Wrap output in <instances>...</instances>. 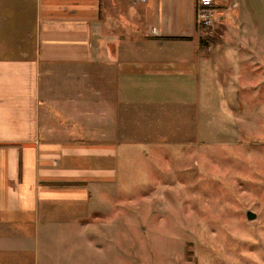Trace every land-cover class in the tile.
Instances as JSON below:
<instances>
[{
	"label": "crops",
	"instance_id": "obj_1",
	"mask_svg": "<svg viewBox=\"0 0 264 264\" xmlns=\"http://www.w3.org/2000/svg\"><path fill=\"white\" fill-rule=\"evenodd\" d=\"M230 4L241 23L239 0ZM196 6L0 0V264H57L73 231L81 229L79 237L87 227L90 205L119 198L120 160L143 170L148 141L121 144L120 127L158 128L168 106L182 120L193 107L210 108L211 85L227 88L218 81L238 59L225 53L230 44L239 42L246 55L239 73L264 77L258 40L226 32L230 40L202 48ZM121 26L141 37L121 47L114 35Z\"/></svg>",
	"mask_w": 264,
	"mask_h": 264
},
{
	"label": "rangeland",
	"instance_id": "obj_2",
	"mask_svg": "<svg viewBox=\"0 0 264 264\" xmlns=\"http://www.w3.org/2000/svg\"><path fill=\"white\" fill-rule=\"evenodd\" d=\"M220 1L213 0L206 28L214 48L219 39L230 40V32L237 41L258 40L257 52L264 50V0H239L234 11L241 23L230 0ZM131 28L111 32L121 47L141 37ZM234 44L226 52L219 47L238 59L218 81L227 88L211 85L210 108L193 107L182 120L178 108L168 106L156 118L158 128L118 129L121 144L148 141L145 162L138 163L143 170L130 171L132 164L120 160L118 202L90 205L87 227L79 237L73 234L81 229L68 231L73 239L54 255L57 264H264V86L261 74L239 73L246 55ZM96 208L104 213L95 214ZM248 211L256 219L249 220Z\"/></svg>",
	"mask_w": 264,
	"mask_h": 264
},
{
	"label": "built area",
	"instance_id": "obj_3",
	"mask_svg": "<svg viewBox=\"0 0 264 264\" xmlns=\"http://www.w3.org/2000/svg\"><path fill=\"white\" fill-rule=\"evenodd\" d=\"M135 4L144 3L147 0H126ZM213 0H197V23L200 27L208 28L210 26V17L214 13Z\"/></svg>",
	"mask_w": 264,
	"mask_h": 264
},
{
	"label": "trees",
	"instance_id": "obj_4",
	"mask_svg": "<svg viewBox=\"0 0 264 264\" xmlns=\"http://www.w3.org/2000/svg\"><path fill=\"white\" fill-rule=\"evenodd\" d=\"M199 32L201 34L200 44H201L202 48H208L210 46L209 43L210 42L212 43L213 41H211L207 38L206 33H208V32H207L206 28L199 26Z\"/></svg>",
	"mask_w": 264,
	"mask_h": 264
},
{
	"label": "water",
	"instance_id": "obj_5",
	"mask_svg": "<svg viewBox=\"0 0 264 264\" xmlns=\"http://www.w3.org/2000/svg\"><path fill=\"white\" fill-rule=\"evenodd\" d=\"M247 217H248L249 220H254V219H256V214H254L251 211H248L247 212Z\"/></svg>",
	"mask_w": 264,
	"mask_h": 264
}]
</instances>
